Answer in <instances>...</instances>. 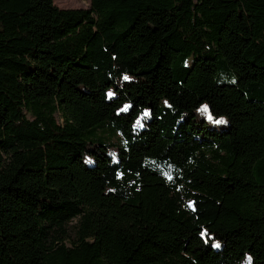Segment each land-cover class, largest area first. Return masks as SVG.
Returning <instances> with one entry per match:
<instances>
[{
    "label": "trees",
    "instance_id": "1",
    "mask_svg": "<svg viewBox=\"0 0 264 264\" xmlns=\"http://www.w3.org/2000/svg\"><path fill=\"white\" fill-rule=\"evenodd\" d=\"M0 264H264V0H0Z\"/></svg>",
    "mask_w": 264,
    "mask_h": 264
},
{
    "label": "rangeland",
    "instance_id": "2",
    "mask_svg": "<svg viewBox=\"0 0 264 264\" xmlns=\"http://www.w3.org/2000/svg\"><path fill=\"white\" fill-rule=\"evenodd\" d=\"M54 4L61 9H88L90 0H54Z\"/></svg>",
    "mask_w": 264,
    "mask_h": 264
},
{
    "label": "clouds",
    "instance_id": "3",
    "mask_svg": "<svg viewBox=\"0 0 264 264\" xmlns=\"http://www.w3.org/2000/svg\"><path fill=\"white\" fill-rule=\"evenodd\" d=\"M226 123V121H224Z\"/></svg>",
    "mask_w": 264,
    "mask_h": 264
},
{
    "label": "snow or ice",
    "instance_id": "4",
    "mask_svg": "<svg viewBox=\"0 0 264 264\" xmlns=\"http://www.w3.org/2000/svg\"><path fill=\"white\" fill-rule=\"evenodd\" d=\"M126 110V109H125Z\"/></svg>",
    "mask_w": 264,
    "mask_h": 264
}]
</instances>
